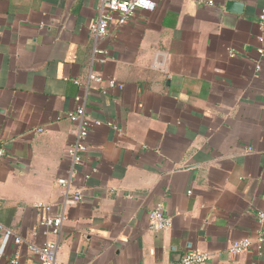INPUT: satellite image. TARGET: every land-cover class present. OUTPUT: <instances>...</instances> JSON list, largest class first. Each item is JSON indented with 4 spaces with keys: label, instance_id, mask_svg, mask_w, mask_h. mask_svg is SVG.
<instances>
[{
    "label": "crops",
    "instance_id": "obj_1",
    "mask_svg": "<svg viewBox=\"0 0 264 264\" xmlns=\"http://www.w3.org/2000/svg\"><path fill=\"white\" fill-rule=\"evenodd\" d=\"M203 1L213 6L158 0L122 25L111 14L96 39L99 0H0L1 226L56 242L61 264H176L194 252L206 264H264V0ZM77 96L90 129L74 166L66 114ZM60 178L82 201L54 236L41 224L63 210ZM156 205L168 229L148 222ZM241 239L252 246L228 254ZM2 240L0 264H38Z\"/></svg>",
    "mask_w": 264,
    "mask_h": 264
},
{
    "label": "built area",
    "instance_id": "obj_2",
    "mask_svg": "<svg viewBox=\"0 0 264 264\" xmlns=\"http://www.w3.org/2000/svg\"><path fill=\"white\" fill-rule=\"evenodd\" d=\"M198 5L213 6V2H204L203 0H194ZM100 2V16L96 18L89 26V31L96 39L102 38L106 35L108 29V23L111 19V14H117L119 24H125L129 21L137 11L153 12L157 8L158 0H99ZM257 25L259 29V36L257 38L258 48L257 54L260 61L264 60V3L262 4ZM256 69L259 70L260 66L257 65ZM99 83L101 78L98 75H91L88 78V82ZM109 87H119L114 81L108 82ZM78 103L76 108L66 114L67 120L77 126V134L74 143L67 148V153L71 159L72 165H78L83 154L87 150L85 140L89 133V121L85 114V105L81 97L75 98ZM95 125H99V122H94ZM5 150L0 146V161L5 158ZM57 184L63 189V210L57 215H51L41 225L45 228H52V234L59 236L61 233V227L64 220L67 219L65 214V208L70 205H75L82 201V194L80 191L73 190L71 187L70 179L60 178ZM257 222L259 225L264 223V207L256 214ZM148 222L152 228L156 231L165 230L170 227V219L162 214L160 205L154 206L148 212ZM0 233L2 235L3 245L11 238L16 245L25 244L27 250L37 259L38 264H61L57 259V243L47 241L42 244H36L25 241L21 237H14L12 232L0 225ZM252 241L249 239H241L233 242L227 252L232 256L240 255L246 252L251 246ZM256 245L259 249L264 246V233H260L256 240ZM0 250V254H1ZM210 259L207 253H185L180 257L176 264H206Z\"/></svg>",
    "mask_w": 264,
    "mask_h": 264
},
{
    "label": "water",
    "instance_id": "obj_3",
    "mask_svg": "<svg viewBox=\"0 0 264 264\" xmlns=\"http://www.w3.org/2000/svg\"><path fill=\"white\" fill-rule=\"evenodd\" d=\"M226 7L228 11L234 12V13H240L242 5L240 3H236L233 1H228L226 3Z\"/></svg>",
    "mask_w": 264,
    "mask_h": 264
}]
</instances>
